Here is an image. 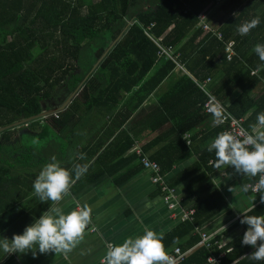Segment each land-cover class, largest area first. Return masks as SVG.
<instances>
[{
  "label": "trees",
  "instance_id": "trees-1",
  "mask_svg": "<svg viewBox=\"0 0 264 264\" xmlns=\"http://www.w3.org/2000/svg\"><path fill=\"white\" fill-rule=\"evenodd\" d=\"M139 3L143 9L128 18ZM216 6L223 18L216 28L222 39L200 26V15ZM257 16L260 23L248 34L241 36L236 31L241 23ZM151 24L154 39L180 54L178 60L186 73L173 76L176 64L160 56V47L145 33ZM120 35L68 107L57 112L59 117L54 114L30 121L17 145L0 146V213L11 214L16 204L24 202L20 233L52 203H41L31 196L32 180L51 157L59 160L62 140L57 132L64 126H79L82 118L76 119L78 115L113 116V123L118 120L120 128L164 81L173 79L144 117L151 131L170 124L142 149L147 154L165 142L148 156L159 163L165 176L197 152L187 145L184 134L193 132L209 116L203 112L206 96L194 79L212 77V93L236 117L244 118L250 131L257 113L264 112V89L255 92L264 87V62L253 52L255 44H264V0H0V127L61 106ZM230 40L235 42V55L228 60L224 49ZM51 98L55 101L47 103ZM40 125L42 130L36 133ZM17 129L3 131L0 139L11 142ZM222 129L219 124L212 136ZM130 133L136 136L135 125L120 132V137L127 139L124 150L133 145ZM107 149L98 162H103ZM198 155L197 163L184 177L177 175L167 181L175 188L180 180L199 171L181 201L196 213L192 220L185 219L166 233L163 243L166 250L174 246L191 250L180 264H218L208 261L211 252L207 248L195 247L200 240L198 229L229 212V206L208 177L216 170L214 153L205 148ZM100 174L95 173L92 179ZM258 179L259 174L246 182V188L251 191L247 185ZM245 214L264 215V203ZM240 218L215 236L219 245L214 246L213 253L225 252L219 264H264V260L249 258L254 251L251 246L241 245L247 225L241 224ZM237 229L242 232L227 240Z\"/></svg>",
  "mask_w": 264,
  "mask_h": 264
},
{
  "label": "crops",
  "instance_id": "crops-1",
  "mask_svg": "<svg viewBox=\"0 0 264 264\" xmlns=\"http://www.w3.org/2000/svg\"><path fill=\"white\" fill-rule=\"evenodd\" d=\"M142 9V4L135 7L136 12ZM203 13L209 15L208 23L214 30L223 23L217 6ZM182 73L186 71L176 66L173 76ZM172 80L169 78L164 81L156 93L151 95L120 128H117L118 120L113 123V116L88 115L83 118L78 115L76 119L82 118L79 126L73 127L74 124L64 126L61 132H57L62 140V151L58 155L61 166L70 170L77 164L86 167V171L76 180L58 205L64 211H69L76 207L77 203L81 205L87 203L92 210L90 227H94L95 231L86 229L80 242L68 252H49L38 254L35 258L30 252L27 255L13 253L6 257L5 254L0 253V264H101L107 243L120 244L126 238L142 234L145 227L157 232L163 231L165 235L185 220L184 215L188 208L184 207L181 201L186 195L190 180L199 171L186 176L175 186L176 195L171 199L174 206L170 208L165 202V193L152 182V172L143 168L137 153L139 148L143 149L148 142L170 127V124H166L161 129L151 131L147 128L144 117L156 106L157 95L166 90ZM263 89L264 87L260 86L255 92H262ZM236 94L238 93H235L232 98L236 97ZM207 115H209L207 119L197 124L193 132L184 134V136L190 135L189 138L184 137V139L187 145L194 147L198 153L192 154L184 162L175 166L171 173L165 175L167 181L177 175L184 177L183 174L189 172L197 163L200 151L207 148L214 138L213 130L219 125L212 123V114ZM133 125L137 134L136 136L133 133L129 134L133 145L130 149L124 150L127 139L120 137V132L129 131ZM164 143L158 144L146 155L149 156ZM99 147L98 153H93ZM106 149L108 152L104 154L106 157L103 158V162H98L99 155ZM99 171H101L100 176L92 179L93 175ZM126 176L127 178L121 183L117 182ZM256 176L238 174L231 166L209 173V179L225 197L229 212L220 214L200 229L217 236L241 217L239 209L233 207H241L246 213L258 205L261 202L260 193H253L245 186L247 181ZM230 187L231 192L228 190ZM31 196L34 194L32 193ZM24 204V202L16 204V210L11 214L0 213V235L11 239L14 233H20L19 226L23 218L20 210ZM28 204L31 205L32 202L29 201ZM241 232V229H237L226 239L229 240Z\"/></svg>",
  "mask_w": 264,
  "mask_h": 264
},
{
  "label": "clouds",
  "instance_id": "clouds-1",
  "mask_svg": "<svg viewBox=\"0 0 264 264\" xmlns=\"http://www.w3.org/2000/svg\"><path fill=\"white\" fill-rule=\"evenodd\" d=\"M259 23L260 18L253 17L241 23L236 31L241 36L246 35ZM253 52L264 62V44H255ZM208 111L212 114L214 125L223 122L222 107L219 104ZM249 127L250 133L242 138H237L229 131L218 133L206 150L214 153L213 167L216 169L231 166L238 174H261L259 193L264 203V112L257 113L255 124ZM85 171L86 167L79 164L70 170L61 166L55 156L51 157L31 185L34 196L41 203L52 202L51 206L26 225L22 233H14L11 239L0 235V253L6 257L13 253L27 255L30 252L35 258L38 254L68 252L80 242L86 229L93 231L94 228L90 227L92 210L87 203H77L69 211H64L58 205ZM228 190L231 192V187ZM233 208L239 209L241 213L239 222L247 225L240 240L241 245H249L254 249L248 255L251 260H264V215H248L241 207ZM163 239V231L157 232L145 227L142 234L126 238L120 244L107 243L101 264H174Z\"/></svg>",
  "mask_w": 264,
  "mask_h": 264
},
{
  "label": "built area",
  "instance_id": "built-area-1",
  "mask_svg": "<svg viewBox=\"0 0 264 264\" xmlns=\"http://www.w3.org/2000/svg\"><path fill=\"white\" fill-rule=\"evenodd\" d=\"M217 3L221 2L222 0H216ZM209 15L208 14H201L200 15V25L203 28L205 32H211L214 36L218 37L219 39L223 38V35L220 31L214 30L208 23ZM154 24H151L149 27L145 28V33L152 38L160 47V56H164L166 59L172 60L178 68L185 71L182 64L180 63L179 56L180 54L175 51L172 47H166L159 43L158 40H155L153 35L151 34V27ZM235 42L234 40H230L225 43V49L224 52L226 54V58L228 60L232 59V57L235 55L234 50ZM196 85L203 91V93L206 96L205 103L203 105V110L207 114H211L210 111H208L209 108L213 107L215 104H219L222 107V120L223 122L220 124L222 125L223 131H229L237 138H242L243 135L249 134L250 130L246 128L244 122V118L236 117L219 99L215 97V95L212 93L210 89V83L212 82V77H207L206 79L202 81L195 80ZM56 117H59L57 113H55ZM185 139L189 138L190 135H185ZM138 155L141 158V163L143 168L148 169L152 172V182L156 185H158L161 190L165 193V202L168 203L169 207L172 208L174 205L171 203V199L175 197V188H171L166 178L161 174V167L159 163L156 161L151 160L146 154L143 153L142 149L137 150ZM261 174H259V179L254 183H249L247 187L251 190L253 193H259L260 180ZM196 213L195 209H190L187 211V213L184 215L185 219L192 220L194 215ZM92 219V217H91ZM94 228V227H92ZM95 231V228L93 232ZM200 240L196 244L195 247L204 246L207 248L211 254L208 257V261L210 263H221L222 258L225 256V252H221L218 255H215L213 253L214 246H218V241H214L215 236L208 234L206 231L202 229H198ZM191 250H182L180 246H174L171 249H168V254L172 257L174 264H180L182 263L186 257L188 256L189 252Z\"/></svg>",
  "mask_w": 264,
  "mask_h": 264
},
{
  "label": "water",
  "instance_id": "water-1",
  "mask_svg": "<svg viewBox=\"0 0 264 264\" xmlns=\"http://www.w3.org/2000/svg\"><path fill=\"white\" fill-rule=\"evenodd\" d=\"M130 24V23H129ZM121 37V35L118 37V39L116 41H114L109 49L104 53V55L99 59V61L97 63H95V65L93 66V68L91 69L90 73L84 78V80L78 85V87L75 89L74 92H72L68 98L65 100V102L61 105V106H56L53 107L51 109L45 110L43 112H41L40 114H37L35 116H32L30 118H26V119H22L20 121L14 122L10 125L4 126V127H0V133H2L5 130L8 129H12L15 127H19L21 125H25L30 121H33L37 118H42V117H46L49 115H54L55 113L62 111L66 108V106L74 99V97L79 93V91L82 89L84 83L86 82V80L89 78V76L95 71V69L97 68L98 64L101 62V60L107 55V53L109 52V50L114 46V44L119 40V38Z\"/></svg>",
  "mask_w": 264,
  "mask_h": 264
},
{
  "label": "rangeland",
  "instance_id": "rangeland-1",
  "mask_svg": "<svg viewBox=\"0 0 264 264\" xmlns=\"http://www.w3.org/2000/svg\"><path fill=\"white\" fill-rule=\"evenodd\" d=\"M139 4H142V3H139ZM135 12H136L135 8L131 9L128 18H132V16H134ZM58 94H61V93H58ZM56 97H55V99H56ZM55 99L51 98L47 103H53V101H55ZM42 127H43L42 125L37 126L35 132L40 133V131L42 130ZM26 130H28L26 125H22V126L18 127L17 133L13 136V139L11 140V142H6L3 139H0V146L9 147L11 145H17L19 143V138L21 137V133H23Z\"/></svg>",
  "mask_w": 264,
  "mask_h": 264
}]
</instances>
